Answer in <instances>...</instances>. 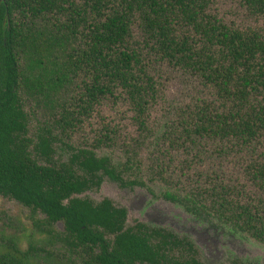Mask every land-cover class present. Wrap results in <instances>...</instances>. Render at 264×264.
I'll return each mask as SVG.
<instances>
[{
    "label": "trees",
    "instance_id": "obj_1",
    "mask_svg": "<svg viewBox=\"0 0 264 264\" xmlns=\"http://www.w3.org/2000/svg\"><path fill=\"white\" fill-rule=\"evenodd\" d=\"M244 2L264 18V0ZM206 5L0 1V196L44 217L33 225L43 244L30 241L23 249L11 240L0 247V264H204L190 239L138 222L129 227L125 208L79 198L105 179L150 190L145 181L126 180L109 157L65 145L52 128L35 140L29 135L25 97H54L80 76V92L60 115L62 133L104 100L120 98L139 134L134 145L142 149L152 138L150 113L158 99L150 56L199 79L217 101L187 107L155 140L149 182L163 185L166 201L212 228L264 245V34L230 29ZM137 22L146 56L131 45ZM103 138L98 145L112 141ZM57 144L69 150L63 161L55 159ZM134 153L124 170L142 171ZM233 155L249 159L231 180L222 162Z\"/></svg>",
    "mask_w": 264,
    "mask_h": 264
},
{
    "label": "rangeland",
    "instance_id": "obj_2",
    "mask_svg": "<svg viewBox=\"0 0 264 264\" xmlns=\"http://www.w3.org/2000/svg\"><path fill=\"white\" fill-rule=\"evenodd\" d=\"M206 2V13L230 29L242 32L258 30L264 34V18L249 8L244 0ZM131 45L142 50L143 56H146L147 49L144 47L143 33L138 22L132 25ZM149 58V72L157 82L158 99L150 113L152 138L142 149L137 150L134 145V141L139 140V134L132 122V113L128 105L120 98L104 100L89 118L81 120V124L69 129L67 133H62L63 123L60 115L65 109L71 108L80 92L82 79L80 76L54 97L43 98L37 93L25 97L30 137L35 140L42 129L52 128L65 145L75 149H94L98 156L109 157L126 180L136 178L145 181L150 190L142 187H125L105 179L98 190L88 191L79 196L95 203L108 199L115 206L125 208L129 227L138 222L150 228H161L180 237H186L194 243L204 264H264L263 244L226 227L212 228L183 207L166 201L162 197L166 191L163 185L149 182L148 170L155 153V140L177 121L187 107L217 101L215 91L205 87L199 79L155 57ZM105 135L112 141L106 140L98 145L97 141L103 140ZM260 151L264 153L262 148ZM68 152V149H63L61 144H57L55 159L63 161ZM133 152L142 163V171L130 170L127 166L124 170L127 157ZM248 159V156L233 155L222 162L229 179L233 180L240 175V166ZM218 163L209 161L207 165L217 166ZM43 219V216H34L16 201L0 196V247L7 245L11 240L21 242L23 249L28 247L30 241L42 245L43 239L33 225ZM55 228L58 232L63 231L60 224Z\"/></svg>",
    "mask_w": 264,
    "mask_h": 264
},
{
    "label": "water",
    "instance_id": "obj_3",
    "mask_svg": "<svg viewBox=\"0 0 264 264\" xmlns=\"http://www.w3.org/2000/svg\"><path fill=\"white\" fill-rule=\"evenodd\" d=\"M1 1V0H0Z\"/></svg>",
    "mask_w": 264,
    "mask_h": 264
}]
</instances>
